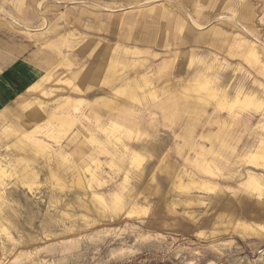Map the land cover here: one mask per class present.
Segmentation results:
<instances>
[{"label":"rangeland","instance_id":"374dc122","mask_svg":"<svg viewBox=\"0 0 264 264\" xmlns=\"http://www.w3.org/2000/svg\"><path fill=\"white\" fill-rule=\"evenodd\" d=\"M259 145L264 0H0V264H264Z\"/></svg>","mask_w":264,"mask_h":264},{"label":"bare ground","instance_id":"6f19581e","mask_svg":"<svg viewBox=\"0 0 264 264\" xmlns=\"http://www.w3.org/2000/svg\"><path fill=\"white\" fill-rule=\"evenodd\" d=\"M228 21V20H227ZM241 28V27H240ZM203 31V30H202ZM197 32V31H196ZM243 39V38H242ZM215 40V39H214ZM252 44V43H251ZM253 49V48H252ZM253 52V51H252ZM254 54V53H253ZM253 56V55H252ZM255 56V55H254ZM256 57V56H255ZM250 61V60H249ZM60 62V61H59ZM113 64V63H112ZM250 64V63H249ZM256 64V63H255ZM175 76V75H174ZM92 78H93V76H92ZM158 79V78H157ZM125 80V79H124ZM151 80V79H150ZM96 81V80H95ZM143 82L146 84L147 83V81L144 79L143 80ZM167 82V81H166ZM194 82H196L195 83V85H194V90L195 91H198V92H202L203 90H205L204 89V87L205 86H207L206 87V92H207V95H209L210 97H213L214 98V95H213V93H215V94H217L216 92H214V90H216V89H212V88H210V86H208L209 84V82H207V80L205 79V78H202V77H198V78H195L194 79ZM150 84V83H149ZM187 85H189V84H187ZM144 86V85H143ZM185 86V85H184ZM185 88V87H184ZM184 88H182V89H184ZM190 88V87H189ZM143 90V89H142ZM189 90V89H188ZM126 91V90H125ZM131 92V91H130ZM189 92V91H188ZM225 92V91H224ZM223 92V94L221 95V98H222V101H224L225 100V98H226V93H224ZM238 92V91H237ZM191 93V92H190ZM240 93V92H239ZM123 94H125V93H123ZM237 94V93H236ZM242 94V93H241ZM246 94V93H245ZM130 95V94H129ZM238 95L239 94H237V96L235 97V99L233 100V102H235V103H237V102H240V101H238ZM130 97H131V95H130ZM133 97V96H132ZM228 97V96H227ZM247 97V96H246ZM131 99V98H130ZM224 99V100H223ZM241 99V98H240ZM77 100V99H76ZM76 100H74V101H76ZM220 101L219 102H221L222 103V105H223V102L221 101V99H219ZM78 101V100H77ZM76 101V102H77ZM244 101H245V103L246 102H248V101H250L248 98H244ZM243 101V102H244ZM251 102V101H250ZM250 102L248 103L249 105H250ZM257 102V101H256ZM227 103V102H226ZM240 103H242V102H240ZM225 104V103H224ZM244 104V103H243ZM58 105V104H57ZM225 105H227V104H225ZM236 105V104H235ZM61 106V105H60ZM71 106V105H70ZM230 106V105H229ZM174 107V106H173ZM236 107V106H235ZM165 107H163V109H164ZM218 108V107H217ZM253 108V107H252ZM255 108V107H254ZM228 109H229V107H228ZM180 110H181V108H180ZM53 115V114H52ZM31 118H35L36 117V114H32L31 116H30ZM63 117V116H62ZM61 117V118H62ZM60 118V117H59ZM234 120H236L235 118H234ZM60 121H62V120H60ZM74 121V120H73ZM123 122V121H122ZM174 122V121H173ZM69 123V122H68ZM61 124H62V122H61ZM120 124V123H119ZM66 125V124H65ZM70 127V126H69ZM33 131V130H32ZM28 133H30V132H28ZM31 134V133H30ZM35 134V133H34ZM119 136V135H118ZM34 139V138H33ZM35 140V139H34ZM189 141V140H188ZM237 141V140H236ZM25 142V141H24ZM263 143V142H262ZM35 144H39L40 145V141H37ZM228 145V144H227ZM128 149V148H127ZM126 149V150H127ZM31 153H33V152H31ZM257 153L259 154V156H257V157H255L256 159H261V161L263 162V166H264V145H259V147H258V151H257ZM91 154V153H90ZM135 154H137L136 152H133L132 151V157L135 155ZM42 155V154H41ZM251 159V158H250ZM252 160V159H251ZM134 163L135 164H137V165H139L140 164V161H138L137 159H134ZM45 162V161H44ZM49 163V162H48ZM208 163V162H207ZM27 167V166H26ZM34 169V168H33ZM3 169L2 168H0V173H2L3 174ZM117 171V170H116ZM24 172V171H23ZM26 173V172H25ZM24 173V174H25ZM51 173V172H50ZM55 173V172H54ZM23 174V179H24V177H25V175ZM35 174V173H34ZM53 175V174H52ZM54 175H56V173L54 174ZM58 175V174H57ZM57 175H56V177H57ZM179 175H182V174H179ZM177 176V180L179 181V186L181 185V186H183V183H181V176ZM79 176V175H78ZM151 176H153V175H151ZM19 177V176H18ZM21 177V176H20ZM27 177V176H26ZM30 177V176H29ZM7 178V177H6ZM58 178H59V176H58ZM78 178V177H77ZM152 178V177H151ZM247 178V177H246ZM258 178V177H257ZM253 174L252 175H249V177L247 178V185H246V187L247 188H252V189H256V190H260L259 189V180L257 179ZM19 179V178H18ZM23 179H21V180H23ZM28 179V178H27ZM26 179V180H27ZM31 179V178H30ZM53 179V178H52ZM71 179V178H70ZM188 179H190V178H188ZM32 180V179H31ZM31 180H30V182L29 183H31ZM57 180V179H56ZM60 180H63V179H61L60 178ZM23 181H25V180H23ZM36 181V180H35ZM81 181V180H80ZM191 182L193 181V180H190ZM51 182H53V181H51ZM61 182V181H60ZM25 183H26V181H25ZM57 183V182H56ZM62 183V182H61ZM188 183H189V180H188ZM23 184V183H22ZM28 184V183H27ZM33 184V183H32ZM77 184V183H76ZM79 184H80V182H79ZM56 185V184H55ZM81 186H82V183L80 184ZM80 185H79V187H80ZM63 186V185H62ZM63 188V187H62ZM260 192V191H259ZM232 195V194H231ZM92 196V197H91ZM90 197L91 198H93V199H95L94 197H93V195H91ZM96 200H97V197H96ZM119 201V200H118ZM136 201V200H135ZM97 201H95L94 203H96ZM98 203V202H97ZM98 204H100V203H98ZM136 204L135 203H132V207H134ZM120 206H121V204H120ZM103 207V206H102ZM121 207H119V209H120ZM136 209V208H135ZM141 209V208H140ZM142 210H144V209H142ZM101 211H103V210H101ZM117 211H119V210H117ZM128 211V210H127ZM145 211V210H144ZM133 213H134V211H132ZM102 213H104V212H102ZM142 213V212H141ZM130 214V213H129ZM132 214V213H131ZM130 214V215H131ZM135 214H137V212H135ZM142 214H144V213H142ZM142 214H140V212H139V215H142ZM111 215V214H110ZM223 216V215H222ZM240 217V216H239ZM238 217V218H239ZM237 219V218H236ZM236 221V220H235ZM234 221V222H235ZM235 225V224H234ZM236 226H239V227H236V229L237 228H242V229H244V230H247L248 232L250 231V229H251V227L253 226V225H251V227H249L250 226V224H247L246 223V221L244 222V221H242V219H238L237 221H236ZM258 227V226H257ZM262 227V226H261ZM255 228V227H254ZM259 228V227H258ZM235 228H233V231H235L234 230ZM238 229V230H239ZM249 229V230H248ZM263 229V228H262ZM262 229H261V232H262ZM237 230V231H238ZM243 230V231H244ZM252 230V229H251ZM264 230V229H263ZM236 231V232H237ZM241 231V230H240ZM253 232H254V230H252ZM255 231H257V230H255ZM239 232V231H238ZM259 232V231H258ZM240 233H243V232H240ZM245 234H243V235H245V236H247V235H250V234H248L247 232H244ZM261 234V233H260ZM259 234V235H260ZM264 234V233H263ZM254 234L252 233V235H251V237L253 236ZM257 235H254L253 237H256ZM248 237H250V236H248ZM258 237V236H257ZM262 238L263 236L262 235H260L259 236V238Z\"/></svg>","mask_w":264,"mask_h":264}]
</instances>
